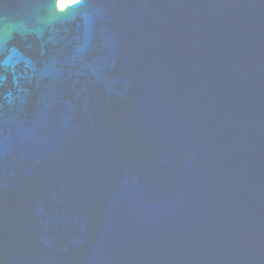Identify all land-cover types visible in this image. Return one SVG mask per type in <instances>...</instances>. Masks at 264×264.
Segmentation results:
<instances>
[{
  "label": "water",
  "instance_id": "water-1",
  "mask_svg": "<svg viewBox=\"0 0 264 264\" xmlns=\"http://www.w3.org/2000/svg\"><path fill=\"white\" fill-rule=\"evenodd\" d=\"M59 1L0 0V264H264V0Z\"/></svg>",
  "mask_w": 264,
  "mask_h": 264
},
{
  "label": "rangeland",
  "instance_id": "rangeland-1",
  "mask_svg": "<svg viewBox=\"0 0 264 264\" xmlns=\"http://www.w3.org/2000/svg\"><path fill=\"white\" fill-rule=\"evenodd\" d=\"M74 2H75V0H60L59 4L61 3L63 5V7H65V5L72 4Z\"/></svg>",
  "mask_w": 264,
  "mask_h": 264
},
{
  "label": "bare ground",
  "instance_id": "bare-ground-1",
  "mask_svg": "<svg viewBox=\"0 0 264 264\" xmlns=\"http://www.w3.org/2000/svg\"><path fill=\"white\" fill-rule=\"evenodd\" d=\"M59 7H60L61 9L64 8L63 5H62L61 3L59 4Z\"/></svg>",
  "mask_w": 264,
  "mask_h": 264
},
{
  "label": "snow or ice",
  "instance_id": "snow-or-ice-1",
  "mask_svg": "<svg viewBox=\"0 0 264 264\" xmlns=\"http://www.w3.org/2000/svg\"><path fill=\"white\" fill-rule=\"evenodd\" d=\"M77 9H70L69 11H76Z\"/></svg>",
  "mask_w": 264,
  "mask_h": 264
}]
</instances>
